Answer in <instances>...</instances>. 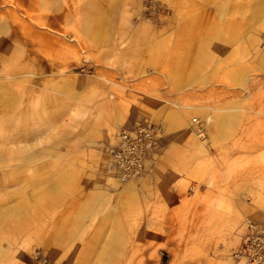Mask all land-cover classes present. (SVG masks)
<instances>
[{
    "label": "rangeland",
    "instance_id": "rangeland-1",
    "mask_svg": "<svg viewBox=\"0 0 264 264\" xmlns=\"http://www.w3.org/2000/svg\"><path fill=\"white\" fill-rule=\"evenodd\" d=\"M0 79V264H257L264 0H5ZM161 92L175 126L146 114ZM140 125L160 134L122 177Z\"/></svg>",
    "mask_w": 264,
    "mask_h": 264
},
{
    "label": "built area",
    "instance_id": "built-area-1",
    "mask_svg": "<svg viewBox=\"0 0 264 264\" xmlns=\"http://www.w3.org/2000/svg\"><path fill=\"white\" fill-rule=\"evenodd\" d=\"M160 134L158 127L140 125L122 131L119 141L111 148L114 166L122 177H134L144 169L149 148ZM245 251L257 264L264 260V225L248 222Z\"/></svg>",
    "mask_w": 264,
    "mask_h": 264
},
{
    "label": "crops",
    "instance_id": "crops-1",
    "mask_svg": "<svg viewBox=\"0 0 264 264\" xmlns=\"http://www.w3.org/2000/svg\"><path fill=\"white\" fill-rule=\"evenodd\" d=\"M1 3H4L5 0H0ZM165 63V61H162ZM168 71H166V75H164L165 79L167 80V82L171 81L169 87L172 88V90H168L167 92L171 93L172 96H173V99L174 101H182V95L180 94V89H175L173 86L175 85H178L179 81L178 80L179 78H175L173 76V73H172V70H170V74L172 76L169 77V68H167ZM185 68L183 67L182 68V71L184 70ZM237 72L239 73H242V69H236ZM175 72V71H174ZM188 76V75H187ZM0 80H3V79H0ZM159 83L161 84L162 83V79L160 78L159 80ZM1 86H4L5 84H3L2 82L0 83ZM166 85H168V83H166ZM161 95L162 96H157L156 95H153L152 99H149L147 100V103H144V107L146 109V114L149 116V117H153L155 118V120L159 121V120H170V125L171 126H175V120L177 118H179L181 115L180 113L182 112L180 109H179V106L180 104H176L175 102H173L172 100H168L167 97L164 96V94L161 92ZM12 101H14V95H13V98H12ZM3 104H7V97L6 98H3L2 97V101H1ZM9 104V103H8ZM168 104H171V105H174L175 107H170ZM178 106V107H177ZM180 115V116H178ZM119 141V134H116V136L114 137V140L112 141V145H115L117 142ZM36 154L32 153V154H27L26 156H23L21 159L24 160V161H27L29 159H33L35 158ZM9 212H13L11 210V207H7L6 209H3L2 210V213H9Z\"/></svg>",
    "mask_w": 264,
    "mask_h": 264
}]
</instances>
